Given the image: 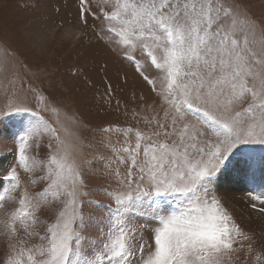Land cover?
<instances>
[{"label": "snow or ice", "instance_id": "obj_1", "mask_svg": "<svg viewBox=\"0 0 264 264\" xmlns=\"http://www.w3.org/2000/svg\"><path fill=\"white\" fill-rule=\"evenodd\" d=\"M230 10L236 11L233 5L226 7L224 0H118L115 10L108 12L103 6L94 11L88 0H80V19L87 24L91 15L102 24L107 22L106 31L120 37L117 45L129 60H135L129 49L141 48L151 65L166 73L167 87L158 89L137 64V71L153 85L162 105L144 120L147 136L136 131L132 146V129H124L128 143L106 160L113 184L106 195L115 206L110 207L105 242L94 254L96 259L81 260L88 236L80 197L89 195L82 169L54 160L55 171L39 178L47 183L43 191L21 192L19 207L5 227L15 236L16 224L23 223L26 236L39 239L38 245L27 250L30 264H221L235 239L244 236L219 207L212 183L238 144H264V61L249 47L247 36L241 43L232 31L235 21ZM113 21L119 22V30ZM52 101L56 102L55 97ZM44 110H48L47 103ZM32 115L36 122L25 131L23 144L47 127L39 112ZM211 135L216 136L214 143ZM23 144L18 166L42 171L39 151L29 165ZM61 147L57 144V151ZM10 180L11 188L4 189L7 196L0 194V209L16 200L13 193L21 188L16 168ZM169 196L183 197L187 203L171 212L160 210L159 199L147 210L137 207L143 197ZM253 199L264 204V192ZM45 205H55L56 214L41 234L43 222L36 213ZM129 213L145 217L146 223L135 224ZM150 224L159 226L148 231ZM142 231L150 242H144L139 235ZM22 255L24 250L18 252L12 244L5 264H21Z\"/></svg>", "mask_w": 264, "mask_h": 264}, {"label": "rangeland", "instance_id": "obj_2", "mask_svg": "<svg viewBox=\"0 0 264 264\" xmlns=\"http://www.w3.org/2000/svg\"><path fill=\"white\" fill-rule=\"evenodd\" d=\"M224 2L226 7L233 5L236 9L230 10L231 20L235 21L232 31L241 43L247 36L249 47L264 61V0ZM88 3L94 11L103 6L111 12L118 0H88ZM79 8L80 0H0V194L7 196L4 189L11 188L13 168L17 169L21 182V188L13 193L16 200L0 209V264H5L12 244L18 252L24 250L19 257L21 264H30L27 250L38 245L39 239L26 236L23 223L16 224L15 236H10L5 225L19 207L22 191L31 195L44 190L47 183L39 178L55 171L54 160L83 171L89 195L80 197L88 236L82 245L81 260L96 259L94 254L102 250L105 242L110 207L115 206L106 195V190L113 187L106 160L128 143L124 129H132V146L136 131L147 136L149 130L144 120L153 115V108L162 105L153 85L137 71V64L158 89L167 87L166 73L152 66L139 47L135 51L129 49L135 60L127 59L117 45L120 37L106 31L107 22L102 24L100 19L89 15L85 24ZM112 23L120 29L118 21ZM159 56L157 53L158 59ZM24 108L29 111H23ZM32 112H39L47 127H41L35 137H29L28 143L23 144L25 131L36 122ZM133 113L139 115L134 117ZM190 119L195 123L194 118ZM106 128L121 131H103ZM215 141L216 136L211 135V142ZM22 144L29 165L39 151L44 164L42 171H26L18 166ZM57 144L62 145L60 151ZM145 146L142 143L141 147ZM229 156L227 166L215 176L212 187L219 207L231 217L229 223L235 222L247 239L237 237L221 264H264V212L260 211L264 204L253 199V195L264 192V144H238ZM154 199H159L162 212L179 210L187 203L179 196L143 197L137 207L147 210ZM55 214V205H45L36 213L43 222L41 234L54 222ZM128 215L137 225L146 223L145 217ZM157 226L150 224L148 231ZM139 235L144 236V242H150L143 231Z\"/></svg>", "mask_w": 264, "mask_h": 264}]
</instances>
